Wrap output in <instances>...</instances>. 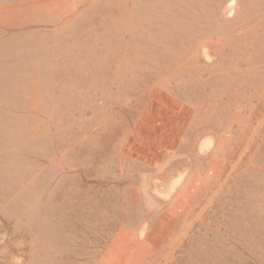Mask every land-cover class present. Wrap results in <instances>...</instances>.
I'll use <instances>...</instances> for the list:
<instances>
[{"label":"rangeland","instance_id":"obj_1","mask_svg":"<svg viewBox=\"0 0 264 264\" xmlns=\"http://www.w3.org/2000/svg\"><path fill=\"white\" fill-rule=\"evenodd\" d=\"M0 264H264V0H0Z\"/></svg>","mask_w":264,"mask_h":264},{"label":"bare ground","instance_id":"obj_2","mask_svg":"<svg viewBox=\"0 0 264 264\" xmlns=\"http://www.w3.org/2000/svg\"><path fill=\"white\" fill-rule=\"evenodd\" d=\"M165 150V149H164Z\"/></svg>","mask_w":264,"mask_h":264}]
</instances>
